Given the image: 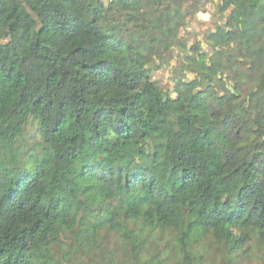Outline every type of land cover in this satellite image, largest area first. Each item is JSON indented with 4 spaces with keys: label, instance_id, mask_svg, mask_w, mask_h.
Masks as SVG:
<instances>
[{
    "label": "trees",
    "instance_id": "obj_1",
    "mask_svg": "<svg viewBox=\"0 0 264 264\" xmlns=\"http://www.w3.org/2000/svg\"><path fill=\"white\" fill-rule=\"evenodd\" d=\"M240 1L0 0V264H197L204 241L236 264L264 248V0ZM209 2L213 62L179 35ZM171 49L195 75L175 99L151 74ZM154 114L166 136L149 148Z\"/></svg>",
    "mask_w": 264,
    "mask_h": 264
},
{
    "label": "rangeland",
    "instance_id": "obj_2",
    "mask_svg": "<svg viewBox=\"0 0 264 264\" xmlns=\"http://www.w3.org/2000/svg\"><path fill=\"white\" fill-rule=\"evenodd\" d=\"M104 4H107L110 0H101ZM220 1V0H215ZM246 0H241L238 3V7L245 12ZM204 11L197 12L192 18H188L186 24L180 28L179 35L183 41L187 42L189 51L193 48L200 46L202 52L206 55L207 59L210 62H213L218 55V51L212 47L206 45L204 42V36L207 32L216 30L222 24V21L219 18V13L215 8L213 3H204ZM107 18L102 21V25L109 32H113L115 28L109 22V18L116 16L119 13V8L111 5L107 7ZM15 31L18 36L23 40L29 38L28 32L24 29L23 26H17ZM117 38L118 34L114 33ZM181 51L178 49H171L167 52L156 54L153 59V64L151 67V74L153 79L159 84V86L165 91L166 95L171 98H176V87L179 84L180 78L185 80H190L195 78V75L190 73H183L180 71L181 68ZM154 119L156 121V127L151 132V134L145 139V143L149 148L163 140L166 136V125L164 120L159 114H154ZM24 137L29 138L31 136V129L29 126H26L23 131ZM17 151L22 153L24 146L21 139H17ZM109 242H112V238L108 237ZM206 248L210 250L213 254L214 250H217L216 245L211 241H204L197 250V264H228L226 259H222L220 255H208L206 256ZM214 255V254H213ZM211 261V263L209 262ZM77 264V263H73ZM236 264H264V248H255L253 250H248L246 253H240L239 259Z\"/></svg>",
    "mask_w": 264,
    "mask_h": 264
}]
</instances>
